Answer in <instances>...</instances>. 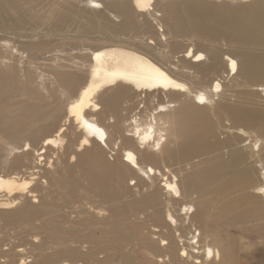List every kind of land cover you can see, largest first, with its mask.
Returning <instances> with one entry per match:
<instances>
[{
    "label": "bare ground",
    "instance_id": "6f19581e",
    "mask_svg": "<svg viewBox=\"0 0 264 264\" xmlns=\"http://www.w3.org/2000/svg\"><path fill=\"white\" fill-rule=\"evenodd\" d=\"M214 220L264 232V0H0V264H226Z\"/></svg>",
    "mask_w": 264,
    "mask_h": 264
},
{
    "label": "rangeland",
    "instance_id": "374dc122",
    "mask_svg": "<svg viewBox=\"0 0 264 264\" xmlns=\"http://www.w3.org/2000/svg\"><path fill=\"white\" fill-rule=\"evenodd\" d=\"M186 38L190 39V36H186ZM192 39L197 41L194 37ZM216 42L223 47L230 46V42L224 38L217 39ZM38 62H41L40 64L44 63L42 60ZM113 153V151H110L108 156L110 157V154ZM213 226L221 240L227 241L230 239L235 245L231 260L227 256L226 264H264V232L262 229L258 227L240 228L215 220Z\"/></svg>",
    "mask_w": 264,
    "mask_h": 264
}]
</instances>
